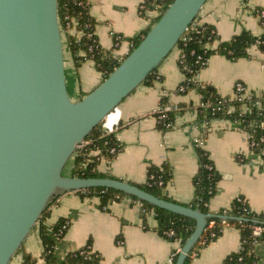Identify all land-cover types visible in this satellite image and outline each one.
Here are the masks:
<instances>
[{"label": "crops", "instance_id": "crops-1", "mask_svg": "<svg viewBox=\"0 0 264 264\" xmlns=\"http://www.w3.org/2000/svg\"><path fill=\"white\" fill-rule=\"evenodd\" d=\"M86 1L95 19L94 34L98 43L103 49H112L113 57L122 58L131 47L130 39L148 25L150 17L142 16L138 10L142 0ZM262 8L264 0H206L198 19L214 27L218 36L214 47L242 31L260 36L263 28L256 11ZM178 52L174 48L161 61L157 66L158 77L151 85L140 84L119 103L115 136L122 149L112 161L102 160L98 169L115 179L143 184L149 165L168 162L172 179L165 192L177 203L188 205L193 197L192 178L197 170L191 138L201 132L194 109L199 95L194 89L184 94L176 92L184 78L177 62ZM64 68L66 86L77 92L79 99L102 79L92 60L87 59L76 68L69 52L64 55ZM199 81L214 87L221 96L231 95L235 82L240 81L248 93L261 100L264 109V52L252 45L247 57L232 60L213 54L200 70ZM163 98L172 105L185 106L176 114L174 127L165 130L158 127L153 113ZM105 119L109 125L111 114ZM203 148L220 175L216 192L209 200V210L215 213L227 209L233 199L242 196L251 211L264 214V159L250 150L245 131L227 119H213L208 123ZM99 204L98 197L86 196L77 190L57 194L48 208L47 223L53 224L58 219L69 222L55 246L60 260L89 242L92 251L100 255V264H170L178 242L157 232V220L145 211L140 201L124 196L106 209ZM239 243L238 229L225 227L219 237L200 250L191 264H219L238 249ZM23 248L35 257V264H43L42 245L36 231L27 236ZM255 249L258 264H264V243H258ZM20 262L21 255L15 254L9 264Z\"/></svg>", "mask_w": 264, "mask_h": 264}, {"label": "water", "instance_id": "water-1", "mask_svg": "<svg viewBox=\"0 0 264 264\" xmlns=\"http://www.w3.org/2000/svg\"><path fill=\"white\" fill-rule=\"evenodd\" d=\"M205 2L172 0L118 66L73 101L57 0H0V264H9L52 197L64 191L112 188L194 219L175 264H184L208 218L247 220L204 214L127 181L63 174L76 145L167 57Z\"/></svg>", "mask_w": 264, "mask_h": 264}, {"label": "trees", "instance_id": "trees-1", "mask_svg": "<svg viewBox=\"0 0 264 264\" xmlns=\"http://www.w3.org/2000/svg\"><path fill=\"white\" fill-rule=\"evenodd\" d=\"M58 2V23L61 31L63 47L73 60L76 68H78L85 60L93 61L94 67L105 79L115 67L129 54V52L137 46L142 37L148 32L150 27L160 18L161 14L166 10L172 0H144L147 8L153 9L160 6V12L156 16L149 18L147 27L136 37L131 38L132 45L129 51L120 59L113 57L112 49H103L94 34L95 19L89 12V5L86 0H57ZM258 9L257 11H259ZM264 10V9H263ZM256 11V13H257ZM197 17L190 23L187 30L179 38L174 48L181 51L182 57L178 58V66L183 73L185 79L182 84L187 86V89L178 93H187L188 90L194 89L200 95L199 101L194 105L196 110V122L209 123L213 119H230L240 120L238 124L242 130L250 133L251 141L256 142L250 150L254 154H261L264 159V109H258L252 106L254 99L247 100L246 104L251 106L249 111L242 112L241 103L237 100H227L228 97H222L218 94L214 87L203 82H195L190 80L196 72L205 66L206 59L213 54H220L229 59H237L248 56V49L255 45L258 50L264 52V25L263 32L260 36H253L247 31H242L227 41H219L212 48H205V44L213 45L218 39L214 27L209 24L199 22ZM264 18L261 19V21ZM118 41L117 37H114ZM201 55L205 61L203 64L196 63V58ZM158 77L157 67L154 68L142 84L151 85L154 79ZM100 81V82H101ZM166 98L161 100L160 105L165 104ZM220 109H213L218 104ZM232 105L235 109L232 112H227V107ZM185 106L176 105V109H172L166 113V117L157 120L160 129H171L175 121L176 114L183 111ZM263 108V107H262ZM157 114L155 113V116ZM170 123V126L166 124ZM114 133L106 134L103 132L101 123L94 127L91 132L85 137L92 139V142L86 145L81 150H76L69 159L70 173L67 175L85 177V178H113L109 174L103 173L98 169L99 163L104 160L112 161L121 151L122 145L118 146L114 154H110L108 149L116 146ZM262 138V140H261ZM98 149L99 153L95 151ZM197 159V170L192 178L193 197L188 205L192 209H198L204 214L212 213L209 210V200L216 192L217 182L220 175L216 171L213 161L209 157V153L203 146L194 147ZM85 163V166L82 165ZM172 179V170L168 162H163L160 165H149L147 167V179L143 184H135L153 196L164 199L170 202H175L167 196L165 188ZM86 196H96L99 198V206L106 209L107 206L115 201L126 196L123 192L105 187H91L77 190ZM55 194L51 201L43 209L40 217L35 223L32 231L37 232V236L42 245L41 257L43 264H100V255L92 251L91 245L88 242L83 247L71 251L60 260L55 254V246L63 237L66 229L62 228L66 219H58L53 224H48L49 206L55 201ZM130 197V196H127ZM136 199L135 197H131ZM138 200V199H136ZM139 201V200H138ZM146 212H151L157 220V232L171 241L178 242V248L173 251L170 264H175L179 254V250L186 239L193 232L195 221L192 218L185 217L171 211L156 207L145 201H140ZM182 205V204H181ZM215 214L230 215L237 218L247 220H227L230 226H234L239 232V247L236 251L227 255L219 264H258V255L256 253V245L264 243V232L255 235L252 231V226L255 224L264 225V214L254 213L250 210L246 200L242 196H238L230 204L227 209H220ZM258 220L260 222H254ZM213 222L211 226L209 223ZM221 218L218 216L208 218L207 224L197 241L186 256L184 264H191L192 260L199 254L200 250L211 241H214L222 232ZM31 231V232H32ZM171 231L170 236L167 233ZM16 254L21 255L20 264H35L36 259L30 253L25 251L23 245L17 250ZM194 255V257H193Z\"/></svg>", "mask_w": 264, "mask_h": 264}, {"label": "built area", "instance_id": "built-area-1", "mask_svg": "<svg viewBox=\"0 0 264 264\" xmlns=\"http://www.w3.org/2000/svg\"><path fill=\"white\" fill-rule=\"evenodd\" d=\"M160 8H161L160 6H156V7H154L153 9H149V8H147V7L145 6V4H144V0H142V2H141V3L139 4V6H138L139 13H140L142 16H144V17H152V16H156V15H158V13L160 12ZM263 9H264V8L260 9L259 11H257V15H258L259 22H260L261 26L264 25V20L261 21V19L264 18V10H263ZM186 30H187V29H186ZM186 30H185V31H186ZM131 45H132V43H131ZM212 47H213V45H209L208 43L205 44V48H207V49L212 48ZM178 51H179V52H178V58H179V57H182L181 51H180V50H178ZM204 61H205V59H204L201 55H198V56H197V58H196V63H201V64H203ZM207 61H208V59H206L205 62H207ZM183 76H184V75H183ZM184 79H185V77L183 78V80H184ZM183 80H182V82H183ZM190 80H193V81H195V82L199 81V72H196V73L194 74L193 78L190 79ZM182 82L178 85V87H177V91L182 92V91H184L185 89H187V86H186V85H183ZM199 82H200V81H199ZM198 95H199V94H198ZM222 97H228V98H227L228 101H229V100H237V101H239V102L241 103V110H242V112H246V111H249V110H250L251 106L247 105L246 102H247V100L252 99V98H256V99H254V102L252 103V106H255V107L258 108V109H263V108H262V104H261V100H260L259 98L255 97L254 95L248 93L247 90H246V86H245L243 83H241L240 81L235 82L234 87H233V91H232V94H231V95H228V96H222ZM199 99H200V95H199ZM220 105H221V104L219 103V104H218L216 107H214L213 109H217V110L220 109V108H221ZM172 109H176V106L170 104L169 102H166V103L163 104V105H159V107H157V108L153 111V113H154V114H155V113L157 114V115H156V119H157V120H161V119H164V118L166 117V113H167L168 111L172 110ZM234 109H235V108H234L232 105H230V106L227 107V110H226V111L229 113V112H232ZM110 114H111V118H112V119H111V122H110L109 125H106L107 121H106L105 118H106L108 115H110ZM108 115H107V116L103 119V121L101 122L102 130H103V132L106 133V134H109V133H114V134H115L116 126L118 125V120H119L118 107H114V108L110 111V113H108ZM227 120H229V121H231L232 123L237 124V125L240 123V120H237V119H234V120L227 119ZM166 125H167V126H170L171 124L168 123V124H166ZM173 127H174V124L172 125V128H173ZM199 127H201V132H200V134H199V135H196V136H193V137L191 138V143H192L193 147H197V146L201 147V146H203L204 138H205V135H206V133H207V131H208V123H207V122H202V123H200V126H199ZM245 133H246V135H247V140H248L249 148H251L252 146L256 145V142L251 141V139H250V133L247 132V131H245ZM115 138H116V141H117L118 144H117L116 146H112V147H110V148L108 149V152H109L110 154H114V153L116 152V150H117L116 148H117L118 146L121 145L119 139H118L117 137H115ZM261 140H262V138H261ZM91 142H92V139H90V138H89V139H86V140L84 139L83 141H81L79 144L76 145V149H75V151H76V150H81V149H83L86 145L90 144ZM95 153H96V154L99 153L98 149L95 151ZM239 160L243 161V158H242V157H239ZM82 165L85 166V163H82ZM215 213H216V212H215ZM221 222H222V226H223V227H222V230H223V228L230 226V225L228 224V221H227L226 219H221ZM212 223H213V222H210V223H209V226H211ZM68 225H69V222L66 221V222H64V224L62 225V228H63V229H67ZM252 231H253V233H254L255 235H258V234H260L261 232H264V225L255 224V225L252 226ZM171 234H172L171 231H169V232L167 233L168 236H170ZM193 257H194V255H193ZM170 262H171V260H170Z\"/></svg>", "mask_w": 264, "mask_h": 264}, {"label": "rangeland", "instance_id": "rangeland-1", "mask_svg": "<svg viewBox=\"0 0 264 264\" xmlns=\"http://www.w3.org/2000/svg\"><path fill=\"white\" fill-rule=\"evenodd\" d=\"M67 54V52H66V50H65V48H64V55H66ZM66 63V62H65ZM66 65H67V63H66ZM67 91H68V94H69V97L71 98V100H73V101H76V100H79V98L77 97V92L75 93V91H73V89H71L70 87H68L67 88ZM86 95V94H85ZM69 160H68V162H67V164H66V166H65V168L63 169V174L64 175H67V174H69L70 172V167L68 166L69 165Z\"/></svg>", "mask_w": 264, "mask_h": 264}]
</instances>
